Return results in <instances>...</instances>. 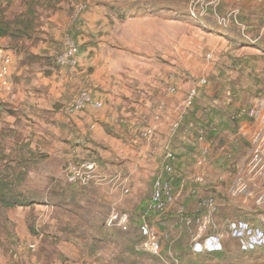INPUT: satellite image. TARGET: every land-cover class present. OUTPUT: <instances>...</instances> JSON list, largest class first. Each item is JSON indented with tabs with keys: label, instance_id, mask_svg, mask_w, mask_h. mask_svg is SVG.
I'll return each mask as SVG.
<instances>
[{
	"label": "rangeland",
	"instance_id": "rangeland-1",
	"mask_svg": "<svg viewBox=\"0 0 264 264\" xmlns=\"http://www.w3.org/2000/svg\"><path fill=\"white\" fill-rule=\"evenodd\" d=\"M21 2L15 0L10 11L21 10ZM37 11L38 25L31 38L16 47L7 38L0 42V48L12 56L8 88L0 87V177L10 180L14 178L13 172L22 175L20 162L14 158L18 150L15 139L24 130L20 124L27 123H19L22 114L14 110L18 79L32 78L37 89L46 93L48 89H57L60 75L71 71L77 81L67 102L84 88L107 94L111 98L108 105L113 106L117 94L125 90L142 106L147 101L146 107L153 115L151 125L162 115L169 116L170 123L178 122L179 129L185 126L184 130L196 137L194 125L210 119L211 114L216 119L237 123L250 120L249 111L258 110L264 102V0H63L53 9ZM67 38L76 43L81 57L75 69L60 67L55 61ZM168 77L176 88L174 94L166 91L164 81ZM202 78L205 84L197 87L194 101L184 107L188 91ZM40 115L47 116L46 112H38L35 117ZM138 116L140 125L150 123L149 113ZM33 130L26 129L28 134ZM168 146L175 151L174 143ZM80 149V144H72L71 161H81L77 158L82 153ZM66 166L61 167L64 177ZM28 170L20 177L25 185L16 189L22 191L21 196L33 197L36 184L47 187L55 179L54 167L41 169L31 165ZM112 208L118 209L115 205L99 204V217L105 225ZM20 211L0 207V263L7 252L1 248L2 242L9 238L12 247L5 264H18L22 259L26 264H67L62 254L78 248L83 240H74L75 244L62 235L22 237L21 226L18 229L17 224L10 226L4 222V217L10 215L16 220ZM85 226L78 219L42 225L49 233L70 229L80 235ZM139 227L140 224L134 225L132 232L141 235ZM110 228L129 231L117 226ZM178 244L187 246L188 241L182 235ZM223 245L224 249L237 246L234 239L233 243L224 240ZM14 255L18 261L13 259ZM241 256L237 264H264V249Z\"/></svg>",
	"mask_w": 264,
	"mask_h": 264
},
{
	"label": "crops",
	"instance_id": "crops-1",
	"mask_svg": "<svg viewBox=\"0 0 264 264\" xmlns=\"http://www.w3.org/2000/svg\"><path fill=\"white\" fill-rule=\"evenodd\" d=\"M2 39L5 40L0 38V42ZM78 60L81 61L80 54ZM65 74L60 75L57 89H48L46 93L37 89L31 77L18 79L16 83L14 110L22 114L18 122L27 123L20 124L24 130H21V137L15 139L18 150L14 158L19 160L18 166L24 175L31 165L41 169L54 167L56 174L49 186H34L35 196L19 195L17 199L21 205L15 208L22 210L21 215L16 220L11 215L4 217V222L10 226L17 224L18 229L21 226L22 237L34 235L37 239L46 234L47 237L62 235L70 241L83 240L81 246L62 254L67 264H202L211 257L217 262L222 253L228 256L227 264H235L236 257L242 255L237 246L218 253L195 255L190 250L191 239L201 218L208 219L209 232L219 233L223 242L229 243H233L227 233L229 220L244 218L252 224L261 223L264 212V102L258 107L256 118L237 123L216 119L211 114L210 119L194 125V131L204 123L211 125L200 139L184 130L185 126L183 130L179 129L180 125L174 130L169 116L162 115L151 125L153 115L146 107L149 106L147 101L144 100L147 105L142 106L125 90L117 94L113 106L108 105L111 98L107 94L91 92L94 99L102 102L99 113L94 112L99 109L89 108L67 114L64 105L72 97L77 79L71 71ZM64 83L66 87L62 86ZM38 112H46L47 116L37 118ZM142 113H149L148 125L137 122ZM150 126L155 127V134L147 139L142 132ZM10 128L14 133L12 124ZM30 128L34 130L28 134L26 129ZM75 142L81 145L82 152L77 158L96 163L97 174L104 178L101 184L66 183L61 167L73 159L72 144ZM171 143L176 145L175 151L169 148ZM167 149L174 155L170 161L173 171L165 177L172 185L175 200L164 212H151L148 204L153 182L167 162ZM23 184L21 181L17 189L23 188ZM49 191L54 194H47ZM209 197L214 199L216 209L208 215L202 201ZM100 203L115 205L119 211L128 213L129 231H114L105 225L104 219L99 217ZM76 219L86 225L82 235L70 229L49 233L42 227L44 222L65 223ZM142 220L147 221L160 244L159 256L142 249L143 237L138 231L132 232L133 226ZM14 232L20 235L17 230ZM182 235L188 241L187 246L178 244ZM8 241L2 242L1 248L7 252L1 256L0 264H5L10 256L12 246ZM13 259L19 260L16 255ZM18 264L26 262L22 259Z\"/></svg>",
	"mask_w": 264,
	"mask_h": 264
},
{
	"label": "built area",
	"instance_id": "built-area-1",
	"mask_svg": "<svg viewBox=\"0 0 264 264\" xmlns=\"http://www.w3.org/2000/svg\"><path fill=\"white\" fill-rule=\"evenodd\" d=\"M193 14V13H192ZM79 50L74 41L65 39L62 51L56 56V64L60 67H67L75 69L79 63ZM11 53L3 48H0V87L8 88L7 77L11 64ZM205 78L200 79L187 93L184 99V107H189L197 95V87L205 84ZM166 91L169 94H174L176 88L172 85V78L168 77L164 81ZM102 102L94 99L91 92L87 89H80L75 96L64 105V111L67 114H75L83 112L89 108L100 109ZM257 110H251L248 117L256 118ZM179 126L178 122H174L173 129L176 130ZM214 131L215 128L212 127ZM155 134V127H147L142 136L150 139ZM206 131L199 127L197 135L202 139ZM173 152L169 149L165 152L166 163L162 167V171L155 178L152 187V195L148 204V210L157 213L164 212L167 207L175 200V193L173 191L170 181L165 175L172 173L173 168L171 160L173 159ZM96 163L91 160L70 161L67 163L65 169V180L70 185L87 186L91 183L101 184L104 178L97 174ZM202 206L205 208L207 214L214 213L216 206L214 199L209 197L202 201ZM129 215L126 212H121L116 208H112L107 219L109 227L117 226L123 230L127 229ZM209 221L207 218L199 219L198 227L191 239L190 250L195 255L213 254L223 251V238L217 232H209ZM141 236L143 237L140 246L156 256L160 254V244L152 235L151 227L146 220H142L139 227ZM227 233L229 237L236 241L237 247L241 253H252L264 249V212L262 214L261 223L259 225L252 224L244 218L231 219L227 223Z\"/></svg>",
	"mask_w": 264,
	"mask_h": 264
},
{
	"label": "trees",
	"instance_id": "trees-1",
	"mask_svg": "<svg viewBox=\"0 0 264 264\" xmlns=\"http://www.w3.org/2000/svg\"><path fill=\"white\" fill-rule=\"evenodd\" d=\"M14 1L15 0H0V38H7L9 43L16 47L24 39L32 37L38 25L37 8L53 9L63 0H22V9L12 13L10 8ZM201 127L205 131L211 129L209 123H204ZM4 157L5 156L2 158L5 159ZM15 174L16 173L13 172L14 178L10 180L6 178L7 176L0 177V207L5 210L21 205L17 199L20 192L16 189L19 187L21 182L20 177L23 173L21 172V176ZM241 254L247 255L246 253ZM217 259L219 262H216L212 257L206 258L202 264H227L228 256L222 253ZM241 260L242 256L236 257L237 263Z\"/></svg>",
	"mask_w": 264,
	"mask_h": 264
}]
</instances>
